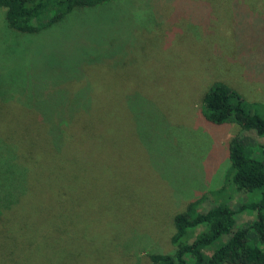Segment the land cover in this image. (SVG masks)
I'll use <instances>...</instances> for the list:
<instances>
[{
  "label": "rangeland",
  "instance_id": "obj_1",
  "mask_svg": "<svg viewBox=\"0 0 264 264\" xmlns=\"http://www.w3.org/2000/svg\"><path fill=\"white\" fill-rule=\"evenodd\" d=\"M215 79L264 116V0H112L31 35L0 9V166L22 181L0 209V264H150L171 252L175 215L226 183L231 139L264 144L204 119ZM35 107L53 120L74 109V155L50 151ZM32 145L46 161L23 186ZM233 195L234 209L247 199Z\"/></svg>",
  "mask_w": 264,
  "mask_h": 264
},
{
  "label": "trees",
  "instance_id": "obj_2",
  "mask_svg": "<svg viewBox=\"0 0 264 264\" xmlns=\"http://www.w3.org/2000/svg\"><path fill=\"white\" fill-rule=\"evenodd\" d=\"M111 1L0 0V9H5L6 27L31 35L59 24L75 12ZM74 79L72 77L66 83ZM219 80L221 79L213 80L212 86L204 94L201 109L204 119L219 126L235 122L244 130L254 129L264 137V116L247 108L242 96ZM74 102L77 110L80 102L85 103V99L77 94ZM35 109L45 115L40 107ZM74 116V109L61 115L60 119L53 120L45 115L46 125L40 123V127L50 137V151L60 149L63 143L72 151V155L78 151L76 133L69 132L73 129L71 122ZM3 145L5 147H2V152L5 148L9 149L13 161L16 158L13 157V146L7 143ZM33 147H26L21 154V159L27 156L24 157V170L20 171L23 174L20 177L23 186L27 183L26 171L30 169L31 173L46 161L37 156ZM228 158L230 167L226 183L217 190L193 198L185 210L175 215V231L171 237L173 250L169 253L151 252L150 264H264V144L252 149L245 146L240 138L233 137L229 143ZM67 164L69 167L68 162ZM54 168L60 166L56 165L52 169ZM77 169L73 167V171ZM0 176L2 209L11 207L17 201L16 186L22 181L14 176V169L10 170L9 167L0 166ZM236 192L242 193L247 199L234 209L230 202ZM208 195L212 197L213 203L205 209ZM243 211L253 212V218L237 226L236 214Z\"/></svg>",
  "mask_w": 264,
  "mask_h": 264
}]
</instances>
